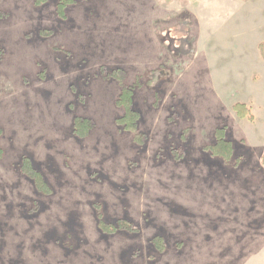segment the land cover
Segmentation results:
<instances>
[{
	"label": "rangeland",
	"instance_id": "374dc122",
	"mask_svg": "<svg viewBox=\"0 0 264 264\" xmlns=\"http://www.w3.org/2000/svg\"><path fill=\"white\" fill-rule=\"evenodd\" d=\"M59 3L0 0V264H264V0ZM220 128L230 161L206 150Z\"/></svg>",
	"mask_w": 264,
	"mask_h": 264
},
{
	"label": "trees",
	"instance_id": "16d2710c",
	"mask_svg": "<svg viewBox=\"0 0 264 264\" xmlns=\"http://www.w3.org/2000/svg\"><path fill=\"white\" fill-rule=\"evenodd\" d=\"M74 0H60L58 5V11L60 15L64 16V10L68 5H70ZM264 53V52H263ZM121 71H112L111 76L115 79L122 81ZM161 77L160 70L151 71L148 75V84L152 87H156L159 78ZM117 106L122 108L124 115L117 119V125L126 132L136 134L138 130V124L141 119V114L134 108V88L122 86L121 94L116 102ZM233 111L236 113L238 118L241 120H248L250 123L255 121V116L253 114V109L247 104L237 103L233 106ZM92 126L89 120L76 118L73 124V133L78 138H85L90 134ZM1 133V131H0ZM135 140L137 143L143 141L141 135H136ZM208 152L214 157H219L225 161H230L234 156V147L231 141L226 138V129L220 128L216 131V143L206 148ZM1 156V151H0ZM262 164L264 165V156L262 158ZM22 169L31 179L34 180L37 189L46 194H50V187L45 182L41 173L35 168L33 162L28 158H23ZM99 208V207H98ZM98 224L101 231L104 234H116L120 230H127L130 232H137V229L133 227L127 221H118L116 223H108L103 218V215L97 210ZM155 248L159 253H163L166 250L165 242L162 238L156 237L152 240Z\"/></svg>",
	"mask_w": 264,
	"mask_h": 264
}]
</instances>
